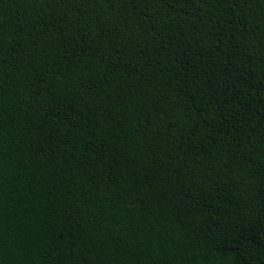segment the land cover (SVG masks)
<instances>
[{
	"label": "trees",
	"instance_id": "trees-1",
	"mask_svg": "<svg viewBox=\"0 0 264 264\" xmlns=\"http://www.w3.org/2000/svg\"><path fill=\"white\" fill-rule=\"evenodd\" d=\"M0 264H264V0H0Z\"/></svg>",
	"mask_w": 264,
	"mask_h": 264
}]
</instances>
